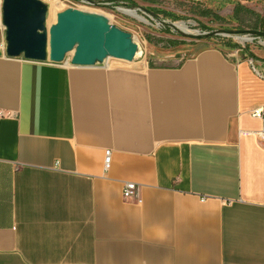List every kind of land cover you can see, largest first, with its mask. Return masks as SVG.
<instances>
[{
    "label": "crops",
    "instance_id": "0c3cea01",
    "mask_svg": "<svg viewBox=\"0 0 264 264\" xmlns=\"http://www.w3.org/2000/svg\"><path fill=\"white\" fill-rule=\"evenodd\" d=\"M210 42L134 67L0 53V264H264V49Z\"/></svg>",
    "mask_w": 264,
    "mask_h": 264
},
{
    "label": "rangeland",
    "instance_id": "374dc122",
    "mask_svg": "<svg viewBox=\"0 0 264 264\" xmlns=\"http://www.w3.org/2000/svg\"><path fill=\"white\" fill-rule=\"evenodd\" d=\"M40 1L46 5V13L48 12L45 16L46 26L47 22L49 26L55 21L59 11L77 9L100 14L107 21L128 31L139 45L138 64L143 66L175 64L181 57L192 52L190 50L192 45L196 44V40L206 38L214 41L208 37L210 33H226V30L239 46L244 43L245 49L252 48L258 53L264 49L249 39L253 35L251 30L264 32V0H206L202 2L148 0L147 6L138 7L121 0H114L118 7L114 11L82 6L75 0ZM119 2L122 3L119 4ZM1 3L2 0H0V41L5 38ZM121 7L134 10L135 14L131 15L129 10ZM177 22L185 23L190 32L180 30L176 26ZM223 49L227 53L236 50L225 46ZM66 55L64 63L69 61L71 53Z\"/></svg>",
    "mask_w": 264,
    "mask_h": 264
},
{
    "label": "water",
    "instance_id": "95a60500",
    "mask_svg": "<svg viewBox=\"0 0 264 264\" xmlns=\"http://www.w3.org/2000/svg\"><path fill=\"white\" fill-rule=\"evenodd\" d=\"M1 11L8 57L58 63L71 51L68 63L76 66L134 67L138 62L140 48L131 34L100 14L65 9L47 27L40 0H2ZM250 32L264 37L262 31Z\"/></svg>",
    "mask_w": 264,
    "mask_h": 264
},
{
    "label": "built area",
    "instance_id": "2783aa9c",
    "mask_svg": "<svg viewBox=\"0 0 264 264\" xmlns=\"http://www.w3.org/2000/svg\"><path fill=\"white\" fill-rule=\"evenodd\" d=\"M78 4L86 7H91L95 9H104V10H116L118 9L117 3H115L114 0H75ZM122 2H119L121 4ZM129 8V7H128ZM217 34L225 37H230L231 35L229 33H221L217 32ZM231 38V37H230ZM251 41H255V43H258L259 46L264 48V37L262 35L253 34L250 38ZM5 38L2 39V42L0 43V53L4 54L5 50ZM246 45V44H245ZM244 43H242L240 46L244 47ZM251 69L261 75V73L257 70V68L254 65V61L252 58H246ZM252 114L257 115L261 120V127L258 131L254 132L257 140L264 144V105H260L253 109ZM109 160V149H105L104 151V166L106 167L108 165ZM121 197L123 199H133L136 197V185L133 181H124L121 185L120 189Z\"/></svg>",
    "mask_w": 264,
    "mask_h": 264
},
{
    "label": "trees",
    "instance_id": "16d2710c",
    "mask_svg": "<svg viewBox=\"0 0 264 264\" xmlns=\"http://www.w3.org/2000/svg\"><path fill=\"white\" fill-rule=\"evenodd\" d=\"M228 30H226L227 32ZM211 39H214V41L210 42V45L213 47L218 48L219 50H222L223 52L225 51L223 49V46L229 48V49H245V47H241L239 46L233 39H231L230 37H225V36H220L219 34L213 32L210 33V35L208 36ZM228 49V50H229Z\"/></svg>",
    "mask_w": 264,
    "mask_h": 264
},
{
    "label": "bare ground",
    "instance_id": "6f19581e",
    "mask_svg": "<svg viewBox=\"0 0 264 264\" xmlns=\"http://www.w3.org/2000/svg\"><path fill=\"white\" fill-rule=\"evenodd\" d=\"M55 6V5H54ZM53 6V7H54ZM120 8V7H119ZM122 9H125V10H129L128 12L131 14V15H134L135 13V11L134 10H131V9H127V8H123V7H121ZM49 11V10H48ZM48 13V12H47ZM47 13H46V16H47ZM123 13H125V12H123ZM128 14V13H127ZM50 20V19H49ZM47 21V20H46ZM53 21V20H52ZM176 26L180 29V30H182L183 32H190V30L188 29V27L186 26V24L185 23H183V22H177L176 23ZM47 27H48V22H47ZM192 32V31H191ZM192 34V33H191ZM244 38V37H243ZM2 41H0V43H1ZM68 53H71V51L70 52H67V54ZM66 56L67 55H65V58H66ZM65 58H64V60H65ZM64 60L62 61V62H64Z\"/></svg>",
    "mask_w": 264,
    "mask_h": 264
}]
</instances>
